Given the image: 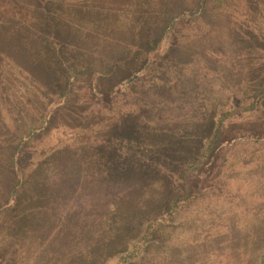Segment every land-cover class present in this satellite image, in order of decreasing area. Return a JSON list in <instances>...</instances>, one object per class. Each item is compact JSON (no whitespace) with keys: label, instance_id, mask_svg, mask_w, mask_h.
Instances as JSON below:
<instances>
[{"label":"trees","instance_id":"16d2710c","mask_svg":"<svg viewBox=\"0 0 264 264\" xmlns=\"http://www.w3.org/2000/svg\"><path fill=\"white\" fill-rule=\"evenodd\" d=\"M185 1L0 0V246L8 255H19L13 264L51 262L46 261L51 248L55 255L61 248L64 254L63 230L70 215L56 213L54 195L70 192L80 199L97 190L93 179L100 172L114 176L98 183L118 209L79 216L73 211L69 217L70 248L77 256L84 253V264L100 260L132 216L150 205L154 215L144 232L136 234L141 236L126 243L122 264H146L143 257L158 245L152 244L166 236L163 221L182 209L193 212L197 224L169 243L167 264H264V212L247 216L246 226L243 216L238 221L231 217V228L219 220L213 226L221 209L228 208L219 197L207 194L205 180L213 167L232 172L234 165L225 160L235 142L208 145L222 137L218 131L210 139L209 133L197 129L207 126L203 120L209 118L208 93L203 88L201 99L199 93H193L194 99L183 97L198 90L197 82L188 87L187 76L165 67L170 51L174 56L180 50L170 42L190 20L227 17L233 20H225L229 29L243 36L236 31L240 0H192L191 9L184 8ZM246 28V39H256L246 45L247 55L264 53L259 48L264 41V0H246ZM208 58L213 63L217 59ZM159 64L167 78H154ZM248 66L255 77L254 102L264 109V66L254 59ZM115 80L119 82L103 92L102 87ZM81 84L87 89L80 90ZM138 84L142 88L135 90ZM161 89L168 94L159 97ZM107 98L112 99L110 105ZM145 111L154 115L145 119ZM130 118L138 123L136 131L127 129ZM258 126L263 128L264 120L251 128ZM261 136L264 142V132ZM45 138L46 150L35 157L32 142ZM221 156L224 160L216 162ZM250 159L249 174L261 180L264 155ZM260 180L246 181V195L254 202L264 201L258 197L264 196ZM196 203L199 208L193 211ZM226 241L231 256L224 262ZM95 246L97 253L90 251Z\"/></svg>","mask_w":264,"mask_h":264},{"label":"rangeland","instance_id":"374dc122","mask_svg":"<svg viewBox=\"0 0 264 264\" xmlns=\"http://www.w3.org/2000/svg\"><path fill=\"white\" fill-rule=\"evenodd\" d=\"M183 5L184 8L191 9L193 6L192 0H186ZM235 15H239L240 20V22L236 25V31L239 33H244L242 34L243 36H237L234 31L229 29L226 23V21H229L227 17H225V19H220L219 17L213 19L212 17L210 20H206L204 18L190 20L181 29L180 36H174L175 42H170V44H176L177 46L179 45L180 50L178 53L179 55L182 54V58L177 57L179 56L178 53L172 56V52L170 51L168 54L170 59L165 63V67L168 70L188 77V81L186 83L188 84V87L194 85V82H197L196 84H198V90L195 92L187 91L188 94L183 95V97L186 96L187 99H194L195 97H193V93H199L197 98L201 99V97H205L202 96L200 91L203 88H205L204 91L208 93L206 96H209V100L211 101L210 107L208 108L209 118L207 120H203L207 126L203 124L202 128L197 129L203 134L209 133L206 136H210V139L211 134L213 135L218 131L222 132V137L218 140V143L213 141V139L210 143H208V145H210L211 148H214L223 142H235L233 150L229 155H227L229 160H225L226 163L231 160L232 164L234 165L233 170H231L232 172L225 171L220 167H213L205 180V187L209 189L207 194L219 197L223 203L225 202V206L228 208H222L221 214H218L213 220V226L217 225L219 220V223L225 228L233 225L230 223L232 221L231 217H235L238 221L239 216H243L242 219L245 220L246 226L247 216L255 215L257 217L260 216V213L264 212L263 200H257L254 202L251 199L253 196L250 197L246 195V181L257 182L260 180V177L258 178L257 176L249 174L251 169L246 167V162L252 160L250 159V156L253 158H258L259 156L262 157V155H264V144H262L264 142H260L262 139L261 134L264 132V127L262 128L258 126L254 127L253 129L251 128L252 123L256 121L259 122V120H264V109H257L258 105L254 102V94L257 93V91L255 92L254 87L255 77L251 78L248 62L254 59V62L262 65L261 67H263L264 53H257L255 51L256 53L250 56H248V53H246V45H253L254 42H256V39L255 41L247 40L250 37L246 36V0L239 1L236 7ZM229 23H233V20L232 22L229 21ZM250 24L252 25L251 22ZM263 42L264 41L261 43L257 42L259 43V48L261 49L264 48ZM209 55L211 58H217L215 63H213L208 58ZM155 72L157 74L154 75V78H167V75L164 72L161 64L157 66ZM192 74L193 77L190 78ZM254 76H256V74H254ZM118 82L119 81L115 80L106 83L102 87L103 92L109 91L111 86H114ZM199 83L202 85L200 86ZM141 88V84L135 86V90H140ZM79 89H87L86 84H81ZM165 92V90L161 89L159 97L168 94ZM127 93L134 95V93L130 91H127ZM125 97L126 95H123V98ZM166 98L168 100H172L170 97ZM176 99L181 100L182 96L179 98L177 97ZM106 100V104L110 105L112 99L107 98ZM158 104L160 105V102ZM93 106L97 107V105ZM219 111L223 112L221 114V119H217ZM153 115L154 114H152L151 111H145L142 114L143 118L145 119L148 117L151 118ZM113 121H116V118H114ZM125 122V124H128L126 125L127 129H133L136 131L138 126L136 120H132V118H130ZM186 123L187 122L183 123L182 126ZM218 123H221L220 128H214L216 125H219ZM201 124L202 123H200V126ZM212 124H214V127ZM46 139L47 138H45L40 143L37 142V140L32 142L31 149L34 152L33 154L35 157L40 156L43 151L46 150L47 144L42 145ZM56 140L57 139H55V135H53L51 142L54 143V145ZM248 154L249 157L247 156ZM222 158L224 160L225 157H219V160L216 162L220 163ZM221 165L223 167V162L220 164V166ZM260 175V181L263 184L264 166ZM81 178L82 176L79 177L80 180ZM112 179H114V176L105 177L100 172L99 175H96L93 179L98 184L97 190H90L80 199H74L72 193L70 192L55 194L54 199L58 206L56 213L60 212L61 215H70L69 217H71L73 211H75L78 216L80 214L88 215V213L93 212L100 213L102 210H105L106 214H108V212H116L118 208H116L111 200H107L108 197L111 199V195H105L103 190L100 189V184L98 183L102 182V180L107 182ZM116 193L119 192L117 191ZM258 197L264 198L262 195H259ZM196 205L197 207H195L193 211L198 210L199 203H196ZM45 209L48 210L46 204ZM154 212V206L152 207V205H150L148 210L140 214L137 213L133 215L132 219L129 221V225L122 230L123 235H119L116 242L108 245L100 253V260H95L93 263L97 264V262L99 263L100 261L101 264H122L121 258L125 252L124 249L126 248V243L131 241L133 238H138L141 236L147 224L153 217ZM237 213L238 217L236 216ZM193 216V212L182 209L175 215L168 217L163 221L162 224L165 227L163 230L165 231L166 236L160 241L156 239L155 242L157 243L152 244L153 246H156L157 244L158 245L157 247H152V250L147 252L143 257V259L145 258L144 260L146 264H151L152 261L158 259L165 260L164 256L169 251V243L174 242L175 239L181 235V232H183L185 229H188L189 225L194 226L197 224L196 220L192 218ZM69 217L66 219L67 224L64 226V236L62 240L63 248H65L66 251H64V254L61 253L60 255L61 248L55 255L53 248L49 249L47 252L50 258L46 261L51 262L44 264H84L85 262H88L86 257L82 255L84 254L83 252H80V255L77 256L74 254V252H76L75 249L70 248V242L73 238V231L71 229L72 226L69 225ZM120 218L121 221H124L122 215ZM224 218L230 219V221L228 222L227 220H224ZM225 221H227V223H225ZM237 227H241V225L237 224ZM138 232H141L139 236H137L139 234ZM0 236L2 237V235ZM88 239H90V235ZM225 239V236H223L221 242H224ZM232 239L233 237L228 236L227 241H232ZM227 241L223 243L224 253L226 254L224 262L231 256V252H227L226 249L227 247L231 246L227 245ZM238 244L239 243H237V245ZM237 245L235 246L237 247ZM119 246L122 247L119 248ZM98 250L99 246L90 248V251L92 252L96 251L97 253ZM8 252L9 251L7 249L4 250L0 246V264L2 261H4L5 264H13L20 260L19 255H16L15 253H10V255H8ZM20 254L22 256V250L20 251ZM53 255H55V257H53ZM239 258L240 260L243 259L241 256ZM165 264H167L166 260Z\"/></svg>","mask_w":264,"mask_h":264}]
</instances>
